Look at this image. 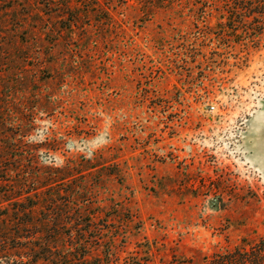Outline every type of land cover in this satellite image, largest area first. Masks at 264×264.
<instances>
[{
    "label": "rangeland",
    "instance_id": "rangeland-1",
    "mask_svg": "<svg viewBox=\"0 0 264 264\" xmlns=\"http://www.w3.org/2000/svg\"><path fill=\"white\" fill-rule=\"evenodd\" d=\"M246 2L0 0V178L91 160L74 203L100 211L104 264L264 239V0Z\"/></svg>",
    "mask_w": 264,
    "mask_h": 264
},
{
    "label": "trees",
    "instance_id": "trees-1",
    "mask_svg": "<svg viewBox=\"0 0 264 264\" xmlns=\"http://www.w3.org/2000/svg\"><path fill=\"white\" fill-rule=\"evenodd\" d=\"M236 1L237 7L247 5ZM63 7L68 14L69 6ZM27 161L32 163L27 171L6 168L0 178V264H104L101 256H92L93 244L101 240L94 236L100 211L74 203L84 194L88 171L97 166L86 159L62 167ZM205 264H264V239L243 240L206 257Z\"/></svg>",
    "mask_w": 264,
    "mask_h": 264
}]
</instances>
